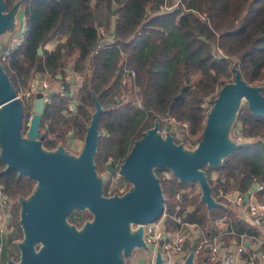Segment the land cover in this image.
<instances>
[{
  "label": "trees",
  "instance_id": "trees-1",
  "mask_svg": "<svg viewBox=\"0 0 264 264\" xmlns=\"http://www.w3.org/2000/svg\"><path fill=\"white\" fill-rule=\"evenodd\" d=\"M3 1L7 11L18 0ZM173 2L175 0L21 1L26 32L7 60L1 62L16 92L27 85L33 72L63 77L70 61L73 70L84 72L74 113L67 111L69 98L65 94L53 95L45 104L40 130L44 126L54 128L55 135L51 138L44 134L43 148L54 150L63 144L70 129L75 136L83 138L95 110V101L103 108L98 117L95 158L97 153L108 150L107 153L121 163L133 142L155 120L159 121L160 128H165L166 117L186 122L189 134L196 136L189 138L179 130L174 137L176 143L184 140L196 146L201 139L199 130L206 110L201 104L207 98L212 104L215 91L233 73V66L249 84L264 78V0H179L177 5ZM166 5L171 6L162 9ZM100 27L105 36L100 33ZM63 35L65 40L56 43L53 49L44 48L47 42ZM108 36L112 37L114 45L93 53ZM39 47L41 53H38ZM123 67L135 72L140 105L119 98L122 91H128L127 84L121 83ZM261 93L264 95V88ZM29 110L23 107L22 134L27 128ZM60 123L62 126H58ZM169 125L172 128V124ZM238 128L243 137L238 141L241 145L222 157L218 166L202 167L211 195L220 204L216 207L208 209L198 193L178 203L176 210L173 192L192 183L178 180L167 168H155L164 196L167 230L178 227L169 216L176 212L184 214L185 220L195 224L208 238L215 234L210 229L211 221L223 218L233 231L222 234L226 244L241 233L258 235L257 227L239 217L235 205L216 196L219 188L224 192L231 187L247 192L256 182L264 185V115L251 112L242 100L232 122L231 136L235 140L233 130ZM61 140L63 142H59ZM4 167L0 159V183L5 194L17 199L28 197L35 188V180L18 175L15 170L3 172ZM210 170L217 172L215 179L210 177ZM164 171H170L171 175L167 176ZM130 185L128 182L126 191ZM258 195L264 201V190ZM187 203L191 209L185 213ZM18 213L19 209L15 208L12 221H17ZM190 241L185 242V249L189 250ZM207 253L202 247L194 264H206Z\"/></svg>",
  "mask_w": 264,
  "mask_h": 264
},
{
  "label": "water",
  "instance_id": "water-1",
  "mask_svg": "<svg viewBox=\"0 0 264 264\" xmlns=\"http://www.w3.org/2000/svg\"><path fill=\"white\" fill-rule=\"evenodd\" d=\"M21 1H16L6 11L4 1L0 0V35L14 28L16 9ZM41 49L38 48V53ZM261 89L260 85L247 83L239 69L234 68L233 80L217 91L206 113L201 139L191 150L174 141L175 132L169 122L162 135L158 131L159 121L155 120L153 126L133 142L119 164L117 176L122 175L131 184L130 188L122 194L107 196L102 193L103 183L108 173L114 172V166L107 163L106 171L97 174L94 163L101 105L95 101L78 155L65 152L62 144L54 150H46L42 146L41 116L45 104L57 92L45 94L37 82L31 118L22 134L23 104L0 62V159L5 164L2 171L15 170L18 175H26L36 182L28 197L18 199V222L23 232L17 244L20 260H9L7 264H123V258L129 257L133 248L145 247L144 225L163 214L164 196L155 174L156 167L169 169L182 182L197 183L201 200L208 209L220 205L211 195L202 167L218 166L222 157L241 145L228 137L241 99L251 112L264 115ZM233 133L236 134V129ZM78 209L93 212V224L81 232L65 222L69 212ZM131 224L136 228H130ZM41 242L44 245L35 251L34 245ZM195 246L196 242H191L181 264H194ZM154 264H163L159 251Z\"/></svg>",
  "mask_w": 264,
  "mask_h": 264
},
{
  "label": "built area",
  "instance_id": "built-area-1",
  "mask_svg": "<svg viewBox=\"0 0 264 264\" xmlns=\"http://www.w3.org/2000/svg\"><path fill=\"white\" fill-rule=\"evenodd\" d=\"M100 33L105 36L103 28H99ZM26 32V21L22 19L19 24V35L18 38L12 42L8 47L0 48V62L7 60L11 51L16 48L22 41ZM106 41L101 42L94 51L98 49L114 45L112 37L108 36L105 38ZM47 74V73H46ZM135 72L133 70H126L123 67V76L121 78L122 84H127L128 86L136 88L134 81ZM83 81L82 75L73 70V68L68 65L65 70L63 77L59 78V82L55 88L51 87L47 79L40 81V86L43 93L47 94L50 91H56L57 94H69L68 95V105L67 111L74 113L77 102H78V89ZM261 87L264 88V78L260 80ZM37 82L32 80L28 86L27 90L20 94L17 93V97L21 101V96L25 97L27 102L29 99L34 98L35 88ZM134 103L140 105L139 100ZM204 106V104H201ZM30 106V110H31ZM32 114V111H31ZM31 114L27 117V122L31 118ZM168 122L172 124V130L175 135L179 130L183 133L188 132L187 123H179L173 117H167ZM176 127H179L177 130ZM158 131L164 135L166 130L164 127L158 129ZM174 135V137H175ZM236 136H238L237 141H242V134L238 129H236ZM264 190V186L261 183H254L247 192H238L232 194L222 193L219 190L218 193L225 194V197L230 203L236 207H244L247 212V221L254 227L258 229V235L249 236L244 233L238 234L236 240L231 241L226 244L222 239V234L232 233V230L228 229L227 224L223 221V218H216L211 221L210 229L215 231V234L208 238L204 236L202 231L195 224H191L185 220L184 214H179L174 212L170 214V218L173 222L178 224V227L173 230H167L165 228L166 213L150 223L144 225L142 238L147 246H150L151 251L144 256V264H154L155 255L157 251L160 252V256L163 260V264H181L186 256L185 242L190 239L191 242L195 241L196 246L194 249L193 260L197 258V254L202 247L209 248L207 253L206 264H212L217 262V264H264V201L259 198L258 193ZM190 194L187 193L182 188L177 189L173 192L174 199L176 201V210L181 201L187 198ZM13 203H18L17 198L13 199L5 194L4 186L0 183V223L5 220V213L9 212L10 207ZM191 209L190 205H185L184 212L186 213ZM199 230L195 236L193 233Z\"/></svg>",
  "mask_w": 264,
  "mask_h": 264
},
{
  "label": "rangeland",
  "instance_id": "rangeland-1",
  "mask_svg": "<svg viewBox=\"0 0 264 264\" xmlns=\"http://www.w3.org/2000/svg\"><path fill=\"white\" fill-rule=\"evenodd\" d=\"M179 3V0H175V2H173V5H177ZM170 6L171 5H169V6H163L162 7V9H168V8H170ZM101 42H104V41H101ZM219 52V51H218ZM220 53V52H219ZM214 54V53H213ZM70 64V66L73 68V64H72V62L70 61L68 64H67V66L65 67V69H64V73H65V70H66V68L68 67V65ZM234 68H235V66H233V73L231 72L230 73V76H229V78L227 77L226 79H225V83H227V82H231L232 80V77H234L233 75H234ZM77 72H79L81 75H82V77L84 78V72H81V71H77ZM34 74H35V72H33V74L31 75V77L29 78V80H28V83H27V85L23 88V89H20L18 92H20V94H22V93H24L26 90H27V86H28V84L33 80V76H34ZM46 76H47V80H48V82L50 83V85H51V87H53V88H55L56 87V85L58 84V82H59V79L58 78H56V77H54V76H52V75H49V74H46ZM252 85H260L261 86V84H260V81L259 82H257V83H255V84H252ZM127 89H128V91H126V92H124V91H122L120 94H119V98H121V99H125V101L127 100V101H133V102H135L136 100H140L141 99V96L139 95V92H138V87L136 86V88L134 89V87H132V86H128L127 85ZM218 90H216L215 92H217ZM17 92V93H18ZM26 99H25V97L22 95L21 96V103L23 104V107H29L30 108V106L32 105V98L31 99H29L27 102L25 101ZM243 99H241V101H242ZM140 102V101H139ZM203 104H204V106H205V108H206V110H205V115H204V118H203V121H202V125H201V130H199V134H200V132H202V128H203V124H204V121H205V117H206V113H207V111L209 110V108H210V106H211V103H210V100L207 98V99H205L203 102H202ZM29 114H31V110H29V113H28V116H29ZM27 116V117H28ZM167 118V117H166ZM27 119V118H26ZM163 119H165V118H163ZM27 120H26V125H27ZM182 123V122H181ZM183 123H186V122H183ZM58 126H62V123H60V124H58ZM153 126V125H152ZM151 126V127H152ZM237 126H239V125H237ZM164 127V126H163ZM176 130L178 129V128H175ZM40 132L44 135V134H47L48 135V137H54V135H55V130H54V128L52 129V128H46L45 126L43 127V128H41V130H40ZM103 133V131H101V134ZM232 125H231V127H230V129H229V131H228V137H230V138H232L233 140H235L234 138H233V136H231L232 134ZM184 134H186V133H184ZM187 136H189V138H195L196 136H193V135H191V134H189V132H187V134H186ZM24 136V135H23ZM236 138H238V136H236ZM241 139H243V137L241 138ZM236 142H238L237 140H235ZM59 142H63L62 140L61 141H59ZM180 142H181V144L184 146V147H189V149H193V147L195 146V144H192L191 145V143H189L188 141H184V140H180ZM179 142V143H180ZM82 144H83V138H80V137H77V136H75L74 134H73V131L70 129L69 131H68V133H67V135L65 136V140H64V142H63V147H64V149H65V152H67V153H70V154H72V155H78V153L80 152V150H81V148H82ZM107 151L108 150H106L105 151V153L104 152H99V153H97V155H96V158L94 157V163H95V166H96V169H100L99 171H103V168H104V165H106V163H112L113 165H114V172H113V174L109 177V178H106V180H105V182H104V184H103V188H102V193L104 194V195H107V194H111V193H113V190H115L116 192H114V193H117V194H122V193H124L125 191H126V189H127V186H128V181L122 176V175H119V176H117V171H118V167H119V164H120V162L119 161H117L114 157H113V155H111V154H109V153H107ZM107 153V154H106ZM105 154L107 155L106 157H105ZM98 171V172H99ZM210 172V177L212 178V179H215L216 178V176H217V172L215 171V170H210L209 171ZM101 173H103V172H101ZM164 173H166V175L167 176H170L171 174H170V171H164ZM257 183V182H256ZM261 184V183H260ZM131 186V185H130ZM264 186V185H263ZM185 188H188L189 189V192H192L186 199H190L193 195H195V194H198V193H200V188H199V186H198V184L197 183H193V184H187L186 186H184ZM219 190H221L222 191V193H224V191L221 189V188H219L218 189V192H219ZM237 191L238 192H241L242 193V191H240V190H238L237 188H235V187H231L227 192H226V194H232V193H237ZM112 195V194H111ZM216 196H217V198H224L225 199V201H227V202H229V200L225 197V194H220V193H217L216 194ZM12 198V197H11ZM13 199H15V198H13ZM14 204V203H13ZM186 205H190L189 203H187ZM191 206V205H190ZM10 207V209H9V212H11V210H14L15 208H18L19 209V206L18 207H14V208H11L12 206H9ZM164 213V212H163ZM19 214V213H18ZM163 215V214H162ZM161 215V216H162ZM11 225H16L17 226V229H18V219H17V221H12L11 222ZM15 226V227H16ZM130 228H132V229H134V228H136V225L135 224H131L130 225ZM13 233H14V235H16L17 236V242H19V241H21L22 240V236L20 235V232H19V229L17 230V231H15V230H13ZM189 244H191V241L189 242ZM190 246V245H189ZM188 252V248L186 249V253ZM134 253V252H133ZM10 257L11 258H15L16 257V251H12L11 253H10ZM132 259V258H131ZM131 259L129 258V257H124L123 258V264H130V261H131Z\"/></svg>",
  "mask_w": 264,
  "mask_h": 264
},
{
  "label": "flooded vegetation",
  "instance_id": "flooded-vegetation-1",
  "mask_svg": "<svg viewBox=\"0 0 264 264\" xmlns=\"http://www.w3.org/2000/svg\"><path fill=\"white\" fill-rule=\"evenodd\" d=\"M105 171H106V165H104L103 171H99V172L97 171V174H100L101 172H105ZM112 174L108 173L107 178H109ZM18 206L19 204L15 203L12 205L11 208L18 207ZM12 212L13 210H11V212L5 213L6 221H3L2 223H0V264H7L9 260L13 262H18L20 260V252H19V248L17 247L18 242L16 241L17 236L14 235L13 230L17 231L19 229L20 235L22 237H23V232H22L19 222H18V229L16 225H11ZM18 219H19V215H18ZM65 222L69 226L74 227V229L77 232H81L86 226H91L93 224V212L90 211L89 209L72 210L65 217ZM40 245H44V242H41V244L40 243L35 244L34 245L35 251L39 249ZM136 249L141 250L142 252L145 251L146 254L151 251L150 246H147L146 244H145V247H135L132 249L131 255L129 256L130 259H131V256L134 250ZM12 251H16L15 258L10 257V253ZM55 253L57 254V252ZM143 261H144V256H142L141 260L131 259L130 264H144Z\"/></svg>",
  "mask_w": 264,
  "mask_h": 264
},
{
  "label": "crops",
  "instance_id": "crops-1",
  "mask_svg": "<svg viewBox=\"0 0 264 264\" xmlns=\"http://www.w3.org/2000/svg\"><path fill=\"white\" fill-rule=\"evenodd\" d=\"M22 19H25L24 15H23V6H22V4H19L18 8L16 9V13H15L14 28H10V29L6 30L3 34L0 35V48L8 47L12 42H14L18 38L19 24H20V21ZM64 40H65V35L58 37V38H55V39H52L51 41H49L45 44L44 48H46L47 50H51L55 47L56 43L62 42ZM44 79H47L46 73L35 72V74L33 76L34 81L40 82L41 80H44ZM182 189L185 190L189 194L192 193V192H189L188 188L183 187ZM237 209L239 210V217L243 220H246L247 216H248L247 212H246V208L237 207ZM198 232H200V231L197 230V232H196V230H195V232L193 234L196 236ZM142 256H143V252L141 250L136 249V250H134V253L132 254L131 258L135 259V260H141Z\"/></svg>",
  "mask_w": 264,
  "mask_h": 264
}]
</instances>
